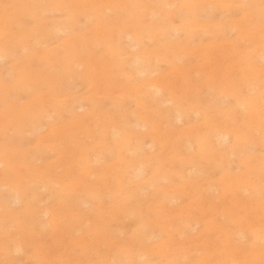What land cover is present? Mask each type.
Masks as SVG:
<instances>
[{"label":"rangeland","instance_id":"1","mask_svg":"<svg viewBox=\"0 0 264 264\" xmlns=\"http://www.w3.org/2000/svg\"><path fill=\"white\" fill-rule=\"evenodd\" d=\"M156 5V11L149 8ZM251 11L264 16V0H0V264H65L97 254L104 256L97 264H122L128 255L127 264H171L169 257L174 264H202L210 251L220 250L219 227L233 224L241 209L234 204L233 209L220 208L234 196L226 187L231 177L238 172L247 180H259L256 189L239 194L253 196L260 191L264 198L262 132L253 131L257 141L215 158L203 157L191 137L183 136L175 146L171 142L178 131H193L214 121V109L219 113L233 109L234 125L229 127L242 124L238 109L243 110L246 84L252 83L257 92L264 89V73L253 80L249 69L236 60V47L251 45L243 34L252 25ZM126 32L133 36L126 37ZM132 43H136L133 49ZM116 47L125 51L118 55ZM260 48L264 54V47ZM127 50L141 53L138 64L158 79L159 98L168 100L160 111L176 109L183 116L181 122L166 124L167 118L154 114L153 102L145 100L143 92L134 89L121 71H112L110 59L131 56ZM69 55L74 58L66 60ZM258 64L264 67V61ZM122 71L130 69L125 66ZM215 121L228 122L221 115ZM169 130L174 134L169 135ZM112 132L120 140L130 133L139 141L128 142L119 152ZM187 137L192 143L189 149ZM226 144L222 146L232 148L230 139ZM165 156L169 158L164 160ZM181 156L188 159L182 161ZM122 159L142 161L141 173L131 181V189H136H129L130 197L118 191L112 174L122 167ZM48 207L53 211L40 218L33 215ZM101 224L108 230L92 238ZM239 229L235 228L238 235L233 241L249 244L250 234ZM139 234L144 235L140 245ZM80 237L83 241L77 244ZM260 242L264 244V235ZM15 244L20 248L13 252ZM156 244H163V250ZM121 245L126 248L119 250Z\"/></svg>","mask_w":264,"mask_h":264},{"label":"bare ground","instance_id":"2","mask_svg":"<svg viewBox=\"0 0 264 264\" xmlns=\"http://www.w3.org/2000/svg\"><path fill=\"white\" fill-rule=\"evenodd\" d=\"M251 4V3H250ZM166 5H171V3H168V4H166ZM198 6H200L201 7V5H198ZM246 6H249V5H246ZM199 7V8H200ZM152 11H156L157 10V5L156 6H150L149 7ZM204 8V7H203ZM259 9H260V7H259ZM76 11V10H75ZM196 11V10H195ZM78 12V11H77ZM79 13V12H78ZM251 14H252V16H251V20H252V25L250 26V27H248V28H246V29H244V31H243V34L244 35H246V37H247V39L248 40H250V42H251V45L250 46H237L236 47V52H239V56L237 55V63H240V65L241 64H244L245 66H246V68H247V70L249 69V71L252 73V76L254 77V79L253 80H258L260 77H261V74L262 73H264V67H261V66H259L260 64H258L259 63V61H264V54L262 53V54H260L259 53V51L261 50V46H263L264 47V22H263V19H264V16L262 15H259V14H256V12H254V11H251ZM139 15H140V13L139 12H136V16L137 17H139ZM194 15V14H193ZM170 16L169 15H167V17L165 18V20H167L168 18H169ZM180 17V16H179ZM178 18V17H177ZM80 20H82V19H80ZM195 20V19H194ZM193 22V21H192ZM196 22H198V21H196ZM195 22V23H196ZM202 22H204V21H202ZM191 23V22H190ZM190 23H189V25H190ZM202 24V23H201ZM204 25V24H203ZM207 25H208V23H207ZM204 26H206V24L204 25ZM215 26V25H214ZM5 27V26H4ZM188 27H191V26H188ZM195 27V26H194ZM210 27H212V26H210ZM60 28V27H59ZM195 28H197V26L195 27ZM198 29V28H197ZM200 29H203V26L201 25V28ZM60 30V29H59ZM206 31L208 30V28L207 29H205ZM211 30V29H210ZM211 32V31H210ZM212 33V32H211ZM133 35L131 34V33H129V32H126V37H128V38H131ZM216 43H217V41H216ZM135 46H136V43H132V44H130L129 45V47L131 48V49H133V48H135ZM187 46V45H186ZM198 46V45H197ZM204 48H206V47H204ZM219 48V47H218ZM197 49V48H196ZM213 49V48H212ZM212 49H211V51H212ZM76 50V49H75ZM200 50V49H199ZM38 51V50H37ZM115 51L117 52V54L118 55H120L123 51H125V49H122V48H119V47H116L115 48ZM214 51V50H213ZM130 52H132L131 50L130 51H128L127 50V53H130ZM225 52V50L222 52V53H224ZM235 52V53H236ZM77 53H78V50H77ZM153 53H154V51H153ZM171 53V52H170ZM70 54V53H69ZM131 54V53H130ZM140 54L141 53H138V52H135V53H133V54H131V56L130 55H128V56H126L125 58H123L122 60H117L114 56L110 59V61H109V64H110V66H111V69H112V71L113 72H115V71H121V74H124V76H125V78L127 79V81L131 84V85H133L132 87L134 88V89H136V90H139L140 92H143L142 93V95L141 96H143L144 98H145V100L146 99H149V100H151L152 102H153V112H154V114H159V115H164L165 117L163 118V119H165V118H167V122H166V124L168 123L170 126H172V123H173V121H179V122H181L182 121V114L179 112V111H177L176 109H173L172 107H167V109L166 110H163V111H160V107H161V105H164V104H166L167 102H168V100H165V99H161V98H159V95H160V92H161V87H160V85L158 84L159 82H158V79L157 78H155V77H153V76H151V72H149V71H147L145 68H143L140 64H138L139 63V60L141 59V57H140ZM191 54V53H190ZM196 54V53H195ZM237 54V53H236ZM155 55V54H154ZM216 56H217V54H215ZM67 56V55H66ZM71 55H69L68 56V58H66V60L67 59H70V58H74V57H70ZM74 56V55H73ZM152 56V55H151ZM189 56V55H188ZM210 56V55H209ZM1 57V56H0ZM70 57V58H69ZM78 57V56H77ZM164 57V56H163ZM226 57H229L228 56V54L227 55H225V58ZM63 58V57H62ZM167 58V57H166ZM209 58V57H208ZM216 59H218V58H216ZM174 60V59H173ZM219 60V59H218ZM70 61V60H69ZM69 61H66V62H69ZM73 61V60H72ZM192 61V60H191ZM65 62V61H64ZM210 63L212 62V60L211 61H209ZM228 63V62H227ZM233 63V62H232ZM235 63V62H234ZM237 63H236V65H237ZM66 64H68V63H66ZM71 64V63H70ZM205 65H207V64H205ZM209 65V64H208ZM211 65V64H210ZM215 65V64H214ZM233 65H235V64H233ZM233 65H231V66H233ZM125 66H128L129 67V69H130V71H129V73H125L124 71H122L124 68H125ZM211 67V66H210ZM234 67V66H233ZM214 68V67H213ZM232 68V67H231ZM246 68H245V70H246ZM102 69H104V67L102 68ZM179 69V68H178ZM188 71V70H187ZM228 71H230V70H228ZM234 71V70H233ZM191 72V71H190ZM231 72H232V70H231ZM108 73H109V71H108ZM115 74V73H114ZM110 75V74H109ZM150 75V76H149ZM149 76V77H148ZM251 76V77H252ZM54 77V76H53ZM112 77V76H111ZM148 79H147V78ZM116 78V77H115ZM165 79V78H164ZM226 80V79H225ZM228 80V79H227ZM118 81V80H117ZM161 81V80H160ZM190 81V80H189ZM250 81V80H249ZM108 82V81H107ZM222 82H223V80H222ZM221 81H220V84L222 83ZM246 82V81H245ZM113 83V82H112ZM225 83V82H224ZM125 85V84H124ZM191 85V84H190ZM210 85V84H209ZM239 85V83L237 84V86ZM243 86H244V83L242 84ZM241 85V86H242ZM230 86V85H229ZM242 86V87H243ZM167 87V86H166ZM223 87V86H222ZM232 87V86H231ZM126 88H127V86H126ZM224 88V87H223ZM227 88V87H226ZM244 88V87H243ZM128 89V88H127ZM130 89V88H129ZM238 89H239V87H238ZM245 89V88H244ZM131 90V89H130ZM170 90V89H169ZM222 90V89H221ZM229 90V89H228ZM256 90V86H253V84L251 83V84H249V83H247L246 84V93L244 94V95H242V97L244 96V98L242 99L241 97V99H242V103L240 104V106L243 108V110L242 109H238V112H240L238 115L239 116H241V118H242V121H243V123L242 124H236V126H234V127H232V126H230L229 127V125L228 124H233L234 125V123H233V115H234V112L232 111V110H229V111H227V112H221V113H219L216 109H214V111H215V114L213 115V117H212V119L215 121V119H216V116H218V115H221V117L223 118V119H225L226 121H228L227 122V124H220L221 123V121H220V123L219 122H217V121H209L208 120V122H206L203 126H202V128H200V127H196L193 131H190V130H188L187 132L185 131H182V132H180V131H178L176 134H175V136H174V142H171L174 146L180 141V139L183 137V136H188V137H191V138H193L194 140H195V142L197 143V146H198V148L200 149V153H201V155L203 156V157H213V158H215L217 155H222V154H226V153H228V152H230V151H233L234 152V150H233V148H235V149H242V148H244V145L246 144V143H248V142H251V141H254V140H258V138L256 137H254V133H253V131H255V132H257V131H261L262 132V136H261V140L264 142V89H261V91L260 92H257V91H255ZM239 91H240V89H239ZM114 92V91H113ZM171 92V91H170ZM209 92V91H208ZM207 92V93H208ZM144 94V95H143ZM200 94H201V92H200ZM233 94V93H232ZM237 94V93H236ZM240 94V93H239ZM238 94V95H239ZM208 95V94H207ZM230 95V94H229ZM205 99V98H204ZM239 99V98H238ZM144 100V99H143ZM63 101V100H62ZM68 101V100H67ZM142 101V100H141ZM199 101H200V99H199ZM208 105H210V104H208ZM211 106V105H210ZM196 107V106H195ZM194 107V108H195ZM78 108H83V106L80 104L79 106H78ZM162 108V107H161ZM198 108H200L199 106L196 108V109H198ZM196 109H194V110H196ZM124 111V110H123ZM127 111V110H126ZM133 111H134V109H133ZM191 111V110H190ZM131 112V111H130ZM129 113V112H128ZM140 113V112H139ZM143 113V112H142ZM116 114V113H115ZM109 115H110V113H109ZM127 115V114H126ZM125 115V116H126ZM147 115V114H146ZM123 116V115H122ZM129 116V115H128ZM207 117H208V115H207ZM110 118V117H109ZM150 118V117H149ZM160 119V118H159ZM236 119V118H235ZM111 120V119H110ZM117 120V119H116ZM133 120V119H132ZM131 120V121H132ZM166 120V119H165ZM230 120V121H229ZM109 121V120H108ZM154 121V120H153ZM237 121V120H236ZM116 122V121H115ZM162 122V121H161ZM112 123H114V121L112 122ZM89 124V123H88ZM108 124V123H107ZM103 125V124H102ZM163 125H164V123H163ZM112 126V125H111ZM120 126V125H119ZM141 127H144V124H142V125H140ZM114 127V126H113ZM138 127V126H137ZM200 128V129H199ZM191 129V128H190ZM108 130H110V128H108ZM89 131V130H88ZM158 131V130H157ZM164 131H166V129L164 130ZM170 131V130H169ZM175 131V130H174ZM75 132V131H74ZM78 132V131H77ZM115 132V131H114ZM168 132V131H167ZM113 133V132H112ZM152 133V132H151ZM161 133V132H160ZM164 133V132H163ZM174 134V132L171 130L170 132H169V135H171V134ZM106 134V133H105ZM114 135H115V133H113L112 134V141L114 140V141H117V142H119V145L118 146H116L115 148H117L118 149V151L119 152H122L123 151V149H124V147H125V145L128 143V142H130V141H134V143H136V142H138L139 141V137H133V136H131L130 135V133L129 134H127L126 133V135L120 140V139H118V138H116V137H114ZM105 136V135H104ZM107 136V138H108V135H106ZM116 136V135H115ZM147 136V135H146ZM161 136V135H160ZM167 136H168V134H167ZM148 137V136H147ZM156 137V136H155ZM187 137V138H188ZM149 138V137H148ZM228 139H230L231 140V142H232V148L231 149H229V147L227 148V140ZM38 140V139H37ZM261 140H259V141H261ZM86 141V140H85ZM109 141V140H108ZM112 141H111V143H112ZM182 141V140H181ZM168 142V141H167ZM166 142V143H167ZM185 142H186V144H185V147L186 148H190L191 146H192V143L190 142V139L188 138V139H186L185 140ZM106 143V142H105ZM110 143V144H111ZM181 143V142H180ZM104 144V143H103ZM256 144V143H255ZM43 145H46V144H43ZM106 145V144H105ZM166 145V144H165ZM165 145L163 146V148L165 147ZM222 145H227L226 146V148H224ZM230 145V146H231ZM110 146V145H109ZM179 146V145H178ZM52 147H54V146H52ZM56 147V146H55ZM89 147V146H88ZM87 147V148H88ZM135 147V146H134ZM133 147V148H134ZM92 148V147H91ZM131 148V147H130ZM129 148V149H130ZM221 148H223V149H221ZM83 149L86 151V149L83 147ZM249 149H251V148H249ZM6 150V149H5ZM88 150V149H87ZM93 150H95L96 151V148L94 149V147H93ZM136 150V149H135ZM176 150V149H175ZM178 150V149H177ZM92 151V150H91ZM162 151H164V150H162ZM76 152V151H75ZM185 152V151H184ZM175 153V152H174ZM182 153H183V151H182ZM239 153H240V151H239ZM76 154V153H75ZM101 154V153H100ZM161 154H163V153H161ZM167 154V153H166ZM198 154V153H197ZM231 154V153H230ZM72 155V154H71ZM88 155H90L91 156V154H88ZM94 155V154H93ZM187 155V154H186ZM192 155H193V153H192ZM200 155V158L202 157ZM263 155H264V153H263ZM96 156H97V154H96ZM95 156V157H96ZM119 156V155H118ZM172 156V155H171ZM180 155H179V153H178V157H179ZM188 156H189V154H188ZM195 156V155H194ZM237 156V155H236ZM238 156H240V154L238 155ZM259 156V155H258ZM68 157V156H67ZM181 157H183V156H181ZM185 157V156H184ZM184 157L183 158H181L182 159V161H184L185 159H184ZM219 157V156H218ZM257 157V156H256ZM261 157V156H260ZM260 157H258V158H260ZM66 158V157H65ZM84 158H86V157H84ZM89 158L90 157H88V159H86L87 160V162L89 161ZM149 158V157H148ZM169 157L168 156H165L163 159L165 160H167ZM171 158V157H170ZM176 158V157H175ZM185 158H187L188 159V157H185ZM190 158V157H189ZM195 158V157H194ZM206 158V159H207ZM223 158V157H222ZM252 158H255L254 157V155H253V157ZM262 158V157H261ZM61 159H63V158H61ZM202 159V158H201ZM204 159V158H203ZM228 159V158H227ZM119 160H121V159H119ZM152 160V159H151ZM173 160V159H172ZM178 160H180V159H178ZM210 160V159H209ZM251 160V159H250ZM259 160V159H258ZM122 161H123V159H122ZM181 161V162H182ZM197 161V160H196ZM207 162H209L208 160H206ZM223 161V160H222ZM222 161H221V164H222ZM66 162V161H65ZM79 162V161H78ZM141 160H134V159H130V161H127V162H124L123 161V165H122V167L121 168H117V169H115L114 171H112V174L114 175V177H115V185L117 184V186H118V191L120 190V193L121 194H123V195H125V196H127V197H130V190L129 189H131V181H132V179H134L133 177H135V176H138L140 173H141V169H142V164H141ZM172 162V161H171ZM176 162V161H175ZM220 162V161H219ZM224 162L226 163V161L224 160ZM223 162V164H225ZM249 162V161H248ZM70 163L71 162H69V165H70ZM84 163V162H83ZM186 163V162H185ZM197 163V162H196ZM2 164V161H0V165ZM61 164V163H60ZM113 164H116V163H113ZM175 164V163H174ZM177 164V163H176ZM250 164V163H249ZM264 164V162L262 161V165ZM89 165V164H88ZM186 165H188V164H185V166ZM253 165V164H252ZM256 165V164H255ZM59 166V165H58ZM75 166V165H74ZM113 166H116V165H113ZM112 165H111V168H114ZM223 166V165H222ZM39 167H42V165H40ZM98 167V166H97ZM189 167V166H188ZM195 167V166H194ZM86 169V168H85ZM96 169H98V168H96ZM101 169V168H100ZM103 169V168H102ZM185 169V168H184ZM184 169H182V170H184ZM246 169V168H245ZM86 170H88V169H86ZM86 170H84V171H86ZM99 170V169H98ZM69 171V170H68ZM83 171V170H82ZM93 171H94V169H93ZM160 171H162L163 172V170L161 169ZM227 171V170H226ZM135 172V173H134ZM241 172V171H240ZM100 173V172H99ZM108 173V172H107ZM107 173H106V175H107ZM180 172L178 171V174H179ZM230 173V172H229ZM245 173V172H244ZM253 173V172H252ZM251 173V174H252ZM62 174V173H61ZM182 174H183V172H182ZM260 174V173H259ZM104 175V174H103ZM105 175V176H106ZM110 175H111V173H110ZM164 175V174H163ZM166 175V174H165ZM172 175H173V173H172ZM183 175H185V174H183ZM182 175V176H183ZM245 175V174H244ZM249 175V174H248ZM51 176V175H50ZM68 176V175H67ZM226 176V175H225ZM246 176V175H245ZM46 177V176H45ZM56 177H58V176H56ZM230 177V176H229ZM250 177V176H249ZM66 178V177H65ZM65 178H64V180H65ZM171 178V177H170ZM223 178V177H222ZM250 178H252V177H250ZM249 178V179H250ZM260 178V177H259ZM80 179V178H79ZM78 179V180H79ZM87 179V178H86ZM231 179H233L232 181H228L229 183L227 184V190H229V191H231L230 193L231 194H233L234 196H233V198H232V201L230 202V203H226V201H225V205L223 206H220V208H227V209H229L230 207L233 209V207L236 205V206H239L241 209H239L240 210V212H238L237 213V220L235 221V222H233V224L232 223H230V222H225V224L223 225V226H220L219 227V231H220V234H219V240H220V246L221 247H219V251L218 252H216L215 254L214 253H212L211 254V251L209 252V254L207 255V259H205L204 261H202V264H241V263H246V264H263L264 263V244H262L260 241H261V239H262V236L264 235V198H261V197H263V196H259L258 194L259 193H261L260 191L259 192H254V195L253 196H240V194H239V191L240 192H242L243 190H246V189H248V188H253V189H256L260 184H259V180H257V181H250L249 179L247 180L246 178H244V176H243V173H238L237 172V174L236 175H233L232 177H231ZM258 179V178H257ZM58 180V179H57ZM226 180V179H225ZM261 180V179H260ZM46 181V180H45ZM84 181H86V180H84ZM156 181H157V177H156ZM264 181V180H263ZM78 182V181H77ZM80 182V181H79ZM79 182H78V184H79ZM106 182H108V181H106ZM155 182V181H154ZM83 183V182H82ZM126 183H128V184H126ZM157 183V182H156ZM160 183V182H159ZM77 184V185H78ZM89 184V183H88ZM87 184V185H88ZM95 184H97V182L95 183ZM199 184V183H198ZM67 185V184H66ZM73 185V184H72ZM83 185H86V184H84L83 183ZM101 185V184H100ZM99 185V186H100ZM105 185H107V184H105ZM112 185V184H111ZM201 185H202V183H201ZM74 186H76V185H74ZM73 186V187H74ZM79 186V185H78ZM77 186V187H78ZM182 186V185H181ZM264 186V185H263ZM77 187H75V188H77ZM86 187H88V186H86ZM98 187V186H97ZM104 187V186H103ZM262 187V186H261ZM66 188H68L67 186H66ZM90 188V187H89ZM99 188V187H98ZM97 188V189H98ZM105 188V187H104ZM138 188H140V187H138ZM137 188V189H138ZM181 188V187H180ZM184 188H186V186L184 187ZM72 189V188H71ZM109 189V188H108ZM136 189V188H135ZM135 189L133 190V189H131V190H133V191H135ZM179 189V188H178ZM176 190H177V188H176ZM180 190H182V189H180ZM180 190H179V192H180ZM185 190V189H184ZM198 190V189H197ZM65 191H66V189H65ZM99 191V190H98ZM108 191V190H107ZM178 191V190H177ZM264 191V190H263ZM66 192H69V191H66ZM72 192V191H71ZM132 192V191H131ZM189 191H187V193H188ZM212 192V191H211ZM135 192H133V194H134ZM250 193V192H249ZM71 194V193H70ZM185 194V193H184ZM194 194V193H193ZM78 195V194H77ZM136 195V194H135ZM134 195V196H135ZM192 195V194H191ZM226 193H225V196L224 197H226ZM166 196V195H165ZM179 196V195H178ZM228 196V195H227ZM103 197V195H101V198ZM167 197V196H166ZM133 198V197H132ZM165 198V197H164ZM193 198V197H192ZM236 198H238V199H236ZM41 199V198H40ZM67 199V198H66ZM167 199V198H166ZM171 199V198H170ZM243 199H245V200H243ZM201 201H202V199H200ZM205 200V199H204ZM130 201H132V199L130 200ZM129 201V202H130ZM170 201V200H169ZM172 201V200H171ZM175 201V200H174ZM16 202H18V200H16ZM166 202V201H165ZM207 202V201H206ZM209 202H211V201H209ZM208 202V203H209ZM199 203V202H198ZM197 203V204H198ZM203 203V205H204V207H203V205L201 206V207H203V208H205V204L206 203H204V201L202 202ZM207 203V204H208ZM250 204V206H248L247 204ZM34 204V203H33ZM151 204V203H150ZM149 204V205H150ZM161 204H163V203H161ZM166 204V203H165ZM192 204V203H191ZM191 204L189 205V206H191ZM212 204V203H211ZM217 204H218V201H217ZM234 204V206H232ZM69 205V204H68ZM122 205V204H121ZM129 205V204H128ZM134 204L132 203V205H131V207L133 206ZM149 205H148V207H149ZM116 206H118V205H116ZM124 206V205H123ZM139 206V205H138ZM66 207V206H65ZM113 207V206H112ZM122 206H120V208H121ZM127 207V206H126ZM130 207V208H131ZM139 207H141V206H139ZM138 207V208H139ZM153 207V206H152ZM151 207V208H152ZM154 207H156V206H154ZM153 207V208H154ZM163 207H165L164 205H163ZM170 207V206H169ZM197 207V206H196ZM101 208V207H100ZM109 207H107L106 209H108ZM118 208V207H117ZM120 208H119V210H120ZM137 208V207H136ZM142 208V207H141ZM162 208V207H161ZM186 207H184V210H188V208L187 209H185ZM190 208V207H189ZM97 209V208H96ZM121 209H123V208H121ZM131 209H133V208H131ZM170 209H172V208H170ZM177 209H180V208H177ZM177 209H174L173 208V210L174 211H176ZM232 209H230L231 210V212H232ZM28 210V209H27ZM51 210V211H50ZM112 209H111V207H110V210H108V211H111ZM115 210V209H114ZM113 210V211H114ZM130 210V209H129ZM136 210V209H135ZM138 210V209H137ZM161 210V209H160ZM191 210V209H190ZM229 210V211H230ZM239 210H237V211H239ZM249 210H253V211H257V212H249ZM53 211V209L52 208H50V207H48V208H45V209H43V210H37V211H35V212H33V215L36 217V218H40V217H42L43 215H46V214H48V213H50V212H52ZM98 211H100V209L98 210ZM122 211V210H121ZM162 211H163V209H162ZM172 211V210H171ZM182 211H183V209H182ZM181 211V212H182ZM191 211H193V208H192V210ZM56 212V211H55ZM84 212V211H83ZM118 212V211H117ZM129 212H131V210L129 211ZM140 212H142V210H140ZM167 212V211H166ZM115 213V212H114ZM113 212H112V214H114ZM118 213H120L121 214V212H118ZM117 213V214H118ZM122 213H125V212H122ZM126 213H128V212H126ZM146 213H147V211H146ZM194 213H196V212H194ZM205 213V212H204ZM256 213V215H255V217H253V218H250L251 217V215L252 214H255ZM110 214V213H109ZM137 214H138V211H137ZM142 214V213H141ZM206 214H207V212H206ZM30 215V214H29ZM83 215V214H82ZM116 215V214H115ZM123 215V214H122ZM125 215H127V214H125ZM124 215V216H125ZM140 215V214H139ZM193 215V214H192ZM191 215V216H192ZM194 215H197V213L196 214H194ZM194 215H193V217H194ZM89 216V215H88ZM100 216H101V214H100ZM103 216V215H102ZM128 216H129V214H128ZM183 216H185V215H183ZM188 216L189 215H187V219H188ZM217 216H219L218 214H217ZM250 216V217H249ZM23 217V216H22ZM117 217H118V215H117ZM142 217V216H141ZM175 217V216H174ZM206 217H207V215H206ZM18 218H20V216L18 217ZM77 218V217H76ZM89 218V217H88ZM120 218V217H119ZM177 217H175V219H176ZM182 218V217H181ZM185 218V217H184ZM185 218V219H186ZM201 217L199 216L198 217V219H200ZM216 218V217H215ZM70 218H68L67 220H69ZM72 219H75V217H73ZM85 219V218H84ZM83 219V220H84ZM170 219H172V218H170ZM174 219V220H175ZM184 219V220H185ZM212 219V218H211ZM166 220H168V219H166ZM163 221H165L164 219L162 220V221H159L160 223H162ZM170 221H172V220H169V222ZM183 221V220H182ZM182 221H180L181 223H182ZM189 221V220H188ZM192 221V220H191ZM204 221V220H203ZM216 221V220H215ZM214 221V222H215ZM226 221V220H225ZM167 222V221H166ZM174 222V221H173ZM172 222V223H173ZM79 223H81V222H79ZM164 223V222H163ZM174 223H176L177 224V222L175 221ZM194 223V222H193ZM206 223V222H205ZM207 223H209L208 221H207ZM211 223V222H210ZM57 224V223H56ZM111 225H112V223H110ZM157 224H158V222H157ZM167 224H168V222H167ZM212 224V223H211ZM41 225V224H40ZM73 225V224H72ZM108 225V224H107ZM159 225V224H158ZM161 225V224H160ZM159 225V226H160ZM164 225H166V224H164ZM170 225H171V223H170ZM191 225H193L192 223H191ZM172 226H174V225H172ZM187 226V225H186ZM67 227V226H66ZM164 227H166V226H164ZM176 227H178L177 225H176ZM175 227V228H176ZM236 227H240V232H242V231H247L249 234H250V236H251V240H250V243L249 244H247V245H240V244H238L235 240L233 241V238L235 237V236H237L238 235V231H236L235 230V228ZM168 228V227H167ZM137 229V228H136ZM141 229V228H140ZM162 229L164 230H166V228H163L162 227ZM169 229H170V226H169ZM177 229V228H176ZM175 229V230H176ZM68 230H70V229H68ZM108 230V227L106 226V224H104V225H100V226H97V227H95V229H94V231L92 232V238L94 237V236H97V234H99V233H101V232H106ZM207 230H209L208 228H207ZM57 231V230H56ZM154 231V230H153ZM176 231H178V230H176ZM206 231V230H205ZM70 232V231H69ZM155 232V231H154ZM182 232H184V230L182 231ZM185 232H186V230H185ZM207 232V231H206ZM57 233V232H56ZM62 233V232H61ZM60 233V234H61ZM66 233V232H65ZM108 233H109V231H108ZM137 233H140L139 232V230H138V232ZM72 234V233H71ZM211 234V233H210ZM209 234V235H210ZM213 234V233H212ZM240 234H242V233H240ZM55 235V234H54ZM61 235H63V234H61ZM68 235V234H67ZM171 235H172V233H171ZM174 235H175V233H174ZM58 236V235H57ZM83 236H86V235H83ZM114 236V235H113ZM167 236V235H166ZM200 236V235H199ZM198 236V237H199ZM203 236H205V235H203ZM211 236V235H210ZM134 237H135V234H134ZM73 238V237H72ZM85 238H87V237H85ZM84 237H83V239H85ZM150 238V237H149ZM173 238H174V236H173ZM208 238H209V236H208ZM35 239V238H34ZM74 239V238H73ZM103 239V238H102ZM127 239V238H126ZM125 239V240H126ZM144 239V235H138L137 236V240H138V242H139V245L142 243V240ZM146 239V238H145ZM86 240V239H85ZM88 240V239H87ZM93 240V239H92ZM122 240V239H121ZM124 240V239H123ZM122 240V241H123ZM136 240V241H137ZM32 241V240H31ZM36 241V240H35ZM81 241H83L82 240V238L80 237V240H78V242H77V244L78 243H80ZM94 241H95V243L96 244H98V241L97 240H95L94 239ZM114 241V240H113ZM118 241H119V239H118ZM127 241V240H126ZM135 241V242H136ZM208 241V240H207ZM71 242H72V240H71ZM85 242V241H84ZM177 242V241H176ZM184 242V241H183ZM38 243V242H37ZM125 243V242H124ZM173 243V245H174V242H172ZM207 243H209V242H207ZM127 244V243H126ZM128 244H129V242H128ZM169 244V243H168ZM184 244V243H183ZM38 245V244H37ZM81 245V244H80ZM157 246H159V248H161L162 249V247H163V244H156ZM165 245V244H164ZM198 245V244H197ZM77 246H79V245H77ZM83 246V245H82ZM100 247V245H97V246H95L96 248L97 247ZM187 246V245H186ZM199 246V245H198ZM197 246V247H198ZM90 247V246H89ZM88 247V248H89ZM125 246L124 245H121L118 249L119 250H121V249H123ZM127 247H129V246H127ZM155 247V246H154ZM166 247V246H165ZM193 247V246H192ZM196 247V246H195ZM19 248H20V245L19 244H15V245H13L12 246V251L13 252H15V251H18L19 250ZM126 248V247H125ZM124 248V249H125ZM130 248V247H129ZM133 248V247H132ZM131 248V249H132ZM141 248V247H140ZM194 248V247H193ZM209 248V247H208ZM91 249V248H90ZM110 248H108V250H109ZM154 249V248H153ZM185 249H188L187 247L185 248ZM190 249H191V247H190ZM190 249H188V250H190ZM163 250V249H162ZM167 250V249H166ZM88 251H90V250H88ZM101 251V250H100ZM179 251V250H178ZM215 251H217V250H215ZM87 252V251H86ZM98 252V251H97ZM170 252V251H169ZM174 252V251H173ZM180 252V251H179ZM108 253V252H107ZM128 253V252H127ZM131 253H133V251H130V253L129 254H131ZM165 253V252H164ZM172 254H175V253H172ZM171 254V255H172ZM177 254V253H176ZM179 254V253H178ZM59 255V254H58ZM75 255V254H74ZM81 255V254H80ZM85 255V254H84ZM105 255V254H104ZM165 255V254H164ZM83 256V255H82ZM56 257V256H55ZM103 255L102 254H97L96 256H93V257H91V256H86V258H83V259H81V257H79V258H74V260H73V262L72 263H70V262H65V264H97L98 263V261L99 262H102V260H103ZM168 257V256H167ZM178 257V256H177ZM130 256L128 255V256H125V258H124V261L122 262V264H127V262H129L128 260H130ZM116 259V258H115ZM107 260V259H106ZM109 260V259H108ZM169 261L168 262H170L171 264H174V260H173V257H169V259H168ZM67 261V260H66ZM63 262H64V260H63ZM106 262V261H105ZM56 263V262H55ZM61 264H63V263H61ZM106 264H110V262H108V263H106Z\"/></svg>","mask_w":264,"mask_h":264}]
</instances>
